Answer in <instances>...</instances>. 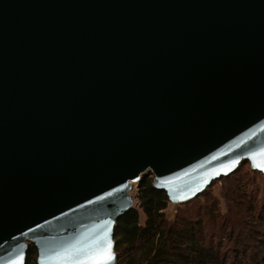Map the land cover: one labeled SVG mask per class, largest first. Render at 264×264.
<instances>
[{
  "label": "water",
  "instance_id": "obj_1",
  "mask_svg": "<svg viewBox=\"0 0 264 264\" xmlns=\"http://www.w3.org/2000/svg\"><path fill=\"white\" fill-rule=\"evenodd\" d=\"M245 162L264 0H0V264H117L144 175L180 205Z\"/></svg>",
  "mask_w": 264,
  "mask_h": 264
},
{
  "label": "trees",
  "instance_id": "obj_2",
  "mask_svg": "<svg viewBox=\"0 0 264 264\" xmlns=\"http://www.w3.org/2000/svg\"><path fill=\"white\" fill-rule=\"evenodd\" d=\"M246 164L250 165L249 162L242 163L235 173L214 182L212 186L231 180ZM253 172L264 180L263 174ZM154 184L155 177L151 172L144 175L138 184L139 209L146 216L143 225L140 211L135 206L117 220L114 232L117 264H264V240L255 230L259 225L257 222L247 223L251 233L248 237L237 229L240 227L237 220L226 218L221 224L216 219V208L206 210L210 216L207 226L201 213L195 220L180 213L175 221H169L164 213L171 204L169 198ZM211 187L199 197L180 205L198 203ZM211 229L216 234L207 236V231ZM254 241H258L257 245L249 246ZM37 257V248L30 245L27 264H37Z\"/></svg>",
  "mask_w": 264,
  "mask_h": 264
},
{
  "label": "rangeland",
  "instance_id": "obj_3",
  "mask_svg": "<svg viewBox=\"0 0 264 264\" xmlns=\"http://www.w3.org/2000/svg\"><path fill=\"white\" fill-rule=\"evenodd\" d=\"M138 193V185H134L132 195L140 203L137 199ZM135 208L139 209L140 205H135ZM210 208H216V219L221 224L226 221V218L237 220L240 225L237 229L242 230L244 236L249 237L251 234L247 223L253 224L257 222L259 225L255 230H258L264 240V180L260 175L252 171L250 165H243L238 174L231 180L215 183L207 192L206 197H201L198 203L188 205L170 204L164 213L169 221H175L180 213H182V216L187 215L188 218L195 220L201 213L204 215L202 216L205 219L204 225L207 226L210 222V216L206 213V210ZM139 211L140 221L143 225L146 221V216L142 210L139 209ZM206 234L207 236H212L216 232L211 229ZM218 240L219 237L217 236ZM257 242H251L249 246L254 247ZM225 248L227 250V247ZM226 250H222V252Z\"/></svg>",
  "mask_w": 264,
  "mask_h": 264
},
{
  "label": "snow or ice",
  "instance_id": "obj_4",
  "mask_svg": "<svg viewBox=\"0 0 264 264\" xmlns=\"http://www.w3.org/2000/svg\"><path fill=\"white\" fill-rule=\"evenodd\" d=\"M108 247L110 248V245H108ZM111 259H112L111 253L108 252L107 255H106V257L103 260L99 261L98 264H109V261Z\"/></svg>",
  "mask_w": 264,
  "mask_h": 264
},
{
  "label": "built area",
  "instance_id": "obj_5",
  "mask_svg": "<svg viewBox=\"0 0 264 264\" xmlns=\"http://www.w3.org/2000/svg\"><path fill=\"white\" fill-rule=\"evenodd\" d=\"M135 205L138 206V205H140V203H139L138 201H136V199L134 198V206H135Z\"/></svg>",
  "mask_w": 264,
  "mask_h": 264
}]
</instances>
